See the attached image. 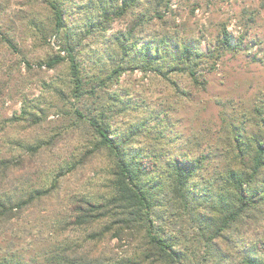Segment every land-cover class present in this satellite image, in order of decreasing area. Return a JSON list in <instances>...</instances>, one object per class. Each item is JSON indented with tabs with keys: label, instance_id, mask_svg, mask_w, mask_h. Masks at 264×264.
<instances>
[{
	"label": "rangeland",
	"instance_id": "374dc122",
	"mask_svg": "<svg viewBox=\"0 0 264 264\" xmlns=\"http://www.w3.org/2000/svg\"><path fill=\"white\" fill-rule=\"evenodd\" d=\"M58 2L63 25L55 27L47 0H0V159L11 161L0 174V194L43 190L0 223V257L44 264L60 253L104 263L127 247L90 240L92 228L74 223L76 199H102L112 179L107 151L79 113L103 117L145 152L204 157L191 185L197 206L208 209L224 172L240 161L236 144L250 150L253 137L264 140V0H139L106 30L91 32L89 23L104 20L103 8L121 0ZM223 26L243 36L236 48L220 44ZM129 30L139 43L166 36L203 51L217 48L220 57L198 83L185 72L164 77L139 68L109 80ZM66 41L88 81L79 97L72 92ZM55 55L64 59L51 68L43 64ZM177 230L175 237L184 239Z\"/></svg>",
	"mask_w": 264,
	"mask_h": 264
},
{
	"label": "trees",
	"instance_id": "16d2710c",
	"mask_svg": "<svg viewBox=\"0 0 264 264\" xmlns=\"http://www.w3.org/2000/svg\"><path fill=\"white\" fill-rule=\"evenodd\" d=\"M47 2L55 27L62 26L60 3ZM138 2L121 0L116 8L108 4L103 8L104 20L89 23V31L106 30L114 18L125 15ZM242 39L243 36H233L226 26L220 30L219 42L226 49L236 48ZM7 41L12 44L10 39ZM174 41L165 36L155 42L139 43L129 30L127 37L119 41L121 63L112 67L107 78L117 79L122 72L139 68L164 77L171 72H185L198 83L201 71L212 69L220 57L217 48L203 51L190 42ZM64 49L72 92L79 97L88 81L84 80L73 53V44L66 41ZM63 59L55 55L42 62L51 68ZM99 84H104V80ZM22 111L24 115L28 112L27 108ZM79 115L94 128L98 148L107 151L112 179L110 191L102 199H76L74 223L87 227L86 230L92 228L87 234L90 240L115 239L118 246L127 248L122 255L106 257L104 263L89 256L57 253L46 258L44 264H264V140L253 137L250 150L241 147L240 142L236 144L235 156L239 155L240 161L224 172L223 185L213 202H206L209 205L206 209L202 202L198 206L195 203L197 194L191 185L204 157L191 159L178 154L171 156L167 151H159L157 155L145 152L132 145V137L113 132L111 123L103 117ZM9 165L10 159H0V174ZM42 195L40 189L0 194V223L10 221ZM175 228L183 232L184 239L175 237ZM16 260L13 255H3L0 264H21Z\"/></svg>",
	"mask_w": 264,
	"mask_h": 264
}]
</instances>
